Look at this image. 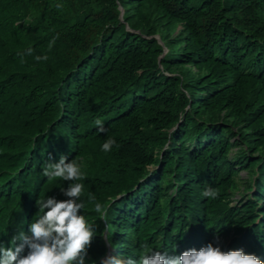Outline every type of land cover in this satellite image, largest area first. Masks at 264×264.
I'll use <instances>...</instances> for the list:
<instances>
[{
  "label": "trees",
  "instance_id": "1",
  "mask_svg": "<svg viewBox=\"0 0 264 264\" xmlns=\"http://www.w3.org/2000/svg\"><path fill=\"white\" fill-rule=\"evenodd\" d=\"M144 2L183 24L185 47L160 63L177 75L158 67L157 41L132 29L128 6ZM186 63L197 71L175 72ZM224 109L252 137L249 151L263 148L264 0H0V226L8 215L13 235H30L38 198L68 199L69 182L42 174L65 155L82 161L81 214L97 229L86 258L104 249L94 205L109 202L117 256L138 259L143 242L177 255L234 234L231 250L264 261V152L230 156L233 127L203 118ZM209 187L217 198L202 196Z\"/></svg>",
  "mask_w": 264,
  "mask_h": 264
},
{
  "label": "clouds",
  "instance_id": "2",
  "mask_svg": "<svg viewBox=\"0 0 264 264\" xmlns=\"http://www.w3.org/2000/svg\"><path fill=\"white\" fill-rule=\"evenodd\" d=\"M56 7L60 9L63 5L58 4ZM54 43L55 38L49 43V49ZM31 51L28 49V54ZM35 59L47 60L48 56H37ZM94 123L98 131H105L102 120L96 119ZM115 144V139L108 138L102 150L109 152ZM42 174L49 179L58 178L69 182L67 188L60 187L68 199L58 200L54 196L38 198V212L28 226L30 235L20 232L12 238V247H5L0 242V264H84L97 229L81 214L85 209V200L82 198L84 184L81 181L86 179L82 172V161L78 157L69 161L65 155H61L57 162H52L50 158L44 164ZM201 194L209 199L218 196L217 191L211 187ZM94 199L91 193L87 195L88 202ZM94 208L107 225L105 231L111 246L107 210L100 203H95ZM25 248L27 254L21 255ZM101 264H264V261L255 254H246L243 249L222 251L221 247L213 243L199 250L192 248L179 255H170L166 251L154 250L147 242H143L140 244L138 259L109 256Z\"/></svg>",
  "mask_w": 264,
  "mask_h": 264
},
{
  "label": "rangeland",
  "instance_id": "3",
  "mask_svg": "<svg viewBox=\"0 0 264 264\" xmlns=\"http://www.w3.org/2000/svg\"><path fill=\"white\" fill-rule=\"evenodd\" d=\"M118 11H119V21L120 23H125V27L127 29H130L129 24H127L126 17L123 18V13L124 9L121 5L117 6ZM128 11L130 12L131 15H133L131 22L132 25L137 26L134 29L138 33H144L147 34L145 37H152L154 38L157 43L161 47V51L157 54V64L158 67H160V70L162 69L161 59L167 54L171 52L179 53L182 52V48L185 47V43L182 41V38L185 35V31L183 28V24L179 21H171L168 17L164 16V14L157 9V7L154 4L146 3L144 2L141 5L138 3H134L130 6H128ZM145 17L149 18V24L145 25L147 22L146 20H143ZM149 26L153 27L156 29V31L153 34H148L149 29L146 31V28H149ZM141 27V29L139 28ZM167 42V43H166ZM170 44V45H169ZM168 45L170 47H168ZM175 72H178L179 70L186 72L188 74H183L185 77L189 76L190 74H193L197 71L194 65L191 64H181L175 67ZM163 73L166 75H177L173 72H169L167 70H161ZM199 75L201 73H198ZM198 75V76H199ZM197 76V75H196ZM197 76V77H198ZM189 107L187 106L186 109ZM211 113V116L206 117L203 116L204 119H207L208 121H211L215 118L216 121L220 122L221 125H224L225 127H230L232 126L233 128V135H231V142L233 143L234 141H238L239 146H233L231 148L230 156H234V154L239 151V150H246L248 153L253 154V156H257L258 153L264 152V146L263 148H260L256 152L254 150L249 151V146L252 145L253 143H250V140L252 137L243 135L241 134V130L245 129L244 125L237 122L235 117L231 116L229 114L228 109L224 110H213L209 111ZM207 113V111L202 112V114ZM177 124H175L176 126ZM230 135V134H229ZM249 169L246 168H238V174L240 178L246 182L247 184H251L252 182V176L248 173ZM251 185H254L253 182ZM252 192L251 189L249 190H244L241 192V194H250ZM240 193V192H239ZM239 193L236 194L237 199L240 198ZM247 196V195H246ZM233 236V234H232ZM232 236L230 237H222L221 239H218V237L215 238V240H219L220 244L218 245L221 247L222 251H224L223 246L225 245V242L228 240L230 242ZM216 246V245H215ZM115 255V251L111 253V256ZM92 260L89 258H85L84 264H91Z\"/></svg>",
  "mask_w": 264,
  "mask_h": 264
}]
</instances>
